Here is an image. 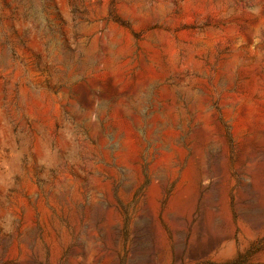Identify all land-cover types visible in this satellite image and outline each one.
Segmentation results:
<instances>
[{
    "label": "rangeland",
    "instance_id": "1",
    "mask_svg": "<svg viewBox=\"0 0 264 264\" xmlns=\"http://www.w3.org/2000/svg\"><path fill=\"white\" fill-rule=\"evenodd\" d=\"M0 264H264V0H0Z\"/></svg>",
    "mask_w": 264,
    "mask_h": 264
}]
</instances>
